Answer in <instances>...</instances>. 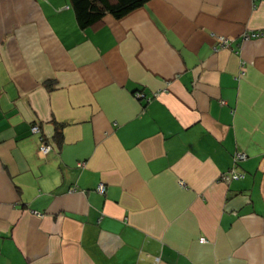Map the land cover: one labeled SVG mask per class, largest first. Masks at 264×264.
Wrapping results in <instances>:
<instances>
[{
  "label": "crops",
  "instance_id": "crops-1",
  "mask_svg": "<svg viewBox=\"0 0 264 264\" xmlns=\"http://www.w3.org/2000/svg\"><path fill=\"white\" fill-rule=\"evenodd\" d=\"M259 31L264 0L84 28L69 0H0V264H264Z\"/></svg>",
  "mask_w": 264,
  "mask_h": 264
},
{
  "label": "trees",
  "instance_id": "trees-1",
  "mask_svg": "<svg viewBox=\"0 0 264 264\" xmlns=\"http://www.w3.org/2000/svg\"><path fill=\"white\" fill-rule=\"evenodd\" d=\"M150 0H69L75 20L81 28L99 21L109 14L115 19L142 7Z\"/></svg>",
  "mask_w": 264,
  "mask_h": 264
},
{
  "label": "built area",
  "instance_id": "built-area-1",
  "mask_svg": "<svg viewBox=\"0 0 264 264\" xmlns=\"http://www.w3.org/2000/svg\"><path fill=\"white\" fill-rule=\"evenodd\" d=\"M264 36V31L263 32H252V33H248V34H244L243 35V40H250L253 38H258V37H263ZM219 42L221 45H225L226 44V39L220 37L218 38ZM244 75V69L240 70V76ZM136 98L138 99H144V95L142 93H135ZM30 132L32 134H37L38 135V148H37V152L41 157H45L52 149L50 143L44 138L42 137V135L40 134V129L39 126L33 125L30 127ZM233 159V163L236 164L239 161H242L245 159V154L241 153V152H235L233 153L232 156ZM242 174H240L239 172H237L235 169H231L230 171H228L227 173L221 175L220 179L224 182V183H228L231 180H238L242 178ZM180 185H182V183L180 182ZM96 192L99 193L100 195L104 194L105 192V188L103 185L99 184L96 188ZM204 240L201 239L199 242L202 243Z\"/></svg>",
  "mask_w": 264,
  "mask_h": 264
}]
</instances>
